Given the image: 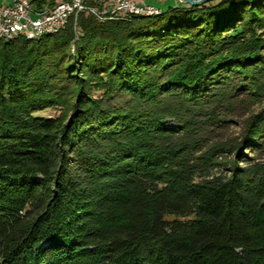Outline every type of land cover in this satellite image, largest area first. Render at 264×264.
Returning <instances> with one entry per match:
<instances>
[{"label":"trees","instance_id":"16d2710c","mask_svg":"<svg viewBox=\"0 0 264 264\" xmlns=\"http://www.w3.org/2000/svg\"><path fill=\"white\" fill-rule=\"evenodd\" d=\"M116 19L0 40V264H264V0Z\"/></svg>","mask_w":264,"mask_h":264},{"label":"built area","instance_id":"2783aa9c","mask_svg":"<svg viewBox=\"0 0 264 264\" xmlns=\"http://www.w3.org/2000/svg\"><path fill=\"white\" fill-rule=\"evenodd\" d=\"M0 5V33H40L55 29L61 24L73 23L78 28V17L87 15L98 20L122 17L123 7L133 10H153V5L138 0H55L39 8L31 0H10Z\"/></svg>","mask_w":264,"mask_h":264},{"label":"rangeland","instance_id":"374dc122","mask_svg":"<svg viewBox=\"0 0 264 264\" xmlns=\"http://www.w3.org/2000/svg\"><path fill=\"white\" fill-rule=\"evenodd\" d=\"M50 0H31V3H35L36 5H38L39 8H43L44 6H46L48 4ZM52 2L55 0H51ZM139 2L142 3H146V4H151L154 5L159 11V14H155V15H149V16H157L160 15L161 12L163 11H167L169 8H174L177 7L179 5H182L183 3L180 2V0H138ZM11 1L10 0H0V5H7L10 4ZM185 5V4H184ZM188 6V5H187ZM132 16H137V15H131L128 17H132ZM124 19L127 17L122 16ZM123 18H119L118 19H123ZM98 20V19H97ZM113 20H117V19H113ZM100 22H104L107 20H99ZM77 35L80 34V30L77 28ZM5 41V40H4ZM8 41V40H6ZM264 108V100H261L257 105H254L253 107H251L250 112L248 114H243V112L241 110L238 111V115L237 116H241L244 115L242 118L238 117V121H234L235 123L234 126L230 129V131L233 134H239L241 132L242 129V124L244 123L245 119L247 117L250 116L251 113H255L260 111L261 109ZM60 115V109L59 108H52V109H47L45 111H41L36 113V116L39 117H56Z\"/></svg>","mask_w":264,"mask_h":264},{"label":"bare ground","instance_id":"6f19581e","mask_svg":"<svg viewBox=\"0 0 264 264\" xmlns=\"http://www.w3.org/2000/svg\"><path fill=\"white\" fill-rule=\"evenodd\" d=\"M31 4H33V3H31ZM159 13H160V11L156 7H153V10H133V8H131V7H123L122 16H124V17H128L131 15L149 16V15H155V14H159ZM67 25L68 24H61L60 27H57L55 29H44L40 33H35V34H33V33H25V34H21V33H12V34L0 33V40H11V39H14V38L20 37V36H24L27 39L34 40V39L41 38L43 36L57 34L61 30L66 28Z\"/></svg>","mask_w":264,"mask_h":264},{"label":"water","instance_id":"95a60500","mask_svg":"<svg viewBox=\"0 0 264 264\" xmlns=\"http://www.w3.org/2000/svg\"><path fill=\"white\" fill-rule=\"evenodd\" d=\"M212 1H215V0H180V2L185 4V5L195 6V7L204 5V4L212 2Z\"/></svg>","mask_w":264,"mask_h":264}]
</instances>
